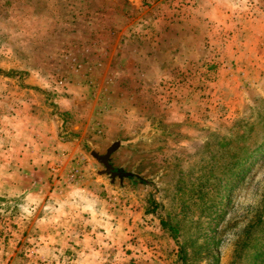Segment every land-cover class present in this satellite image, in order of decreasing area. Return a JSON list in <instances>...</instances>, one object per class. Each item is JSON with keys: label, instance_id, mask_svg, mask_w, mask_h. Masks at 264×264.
Masks as SVG:
<instances>
[{"label": "rangeland", "instance_id": "rangeland-1", "mask_svg": "<svg viewBox=\"0 0 264 264\" xmlns=\"http://www.w3.org/2000/svg\"><path fill=\"white\" fill-rule=\"evenodd\" d=\"M263 144L264 0H0V264H264Z\"/></svg>", "mask_w": 264, "mask_h": 264}, {"label": "crops", "instance_id": "crops-1", "mask_svg": "<svg viewBox=\"0 0 264 264\" xmlns=\"http://www.w3.org/2000/svg\"><path fill=\"white\" fill-rule=\"evenodd\" d=\"M60 102H64V100L61 99V101H57L56 103H60ZM72 143H67L65 142L63 139H58L56 132H54V130L52 129V154H55L54 157L52 158V166L54 165H58V164H64L65 161H67L69 159V157L74 154H80L81 151L75 153V152H71V153H64V151L70 149L67 147H71ZM56 151L58 153V155L56 154ZM41 169V168H39ZM40 180H39V179ZM33 182V189L30 188L31 184L30 182ZM18 182L21 186L17 187L18 191H22V194H26L25 199L29 200L30 198L32 199V197H36V199L41 200V198L44 197V199L46 198L45 195V188H46V184H48L47 182V178L45 177V175L43 176V173H41L39 170H37L34 167L31 168H26L24 171H22V173L20 174V177H18ZM28 183V188H26V183ZM55 184L52 183V206H60L59 209V213H61L63 216L65 217H69L71 216V212H75L73 214H81L82 210H80L79 208H81V203H80V199H79V195L77 194L76 196H74L75 194H67L66 191L64 189H56L54 188ZM63 206H73L74 208H76V210H70L67 209ZM70 214V215H69ZM64 227L63 224H60V226H53L52 228V232H63L62 228ZM66 228V226H65ZM66 231V229H65Z\"/></svg>", "mask_w": 264, "mask_h": 264}, {"label": "water", "instance_id": "water-1", "mask_svg": "<svg viewBox=\"0 0 264 264\" xmlns=\"http://www.w3.org/2000/svg\"><path fill=\"white\" fill-rule=\"evenodd\" d=\"M115 150L114 146H111L110 148L107 149L106 153L104 155H99L97 153H91V155L100 163L104 166L105 171L104 173L107 175L112 174V166L109 163L110 155L111 153Z\"/></svg>", "mask_w": 264, "mask_h": 264}, {"label": "trees", "instance_id": "trees-1", "mask_svg": "<svg viewBox=\"0 0 264 264\" xmlns=\"http://www.w3.org/2000/svg\"><path fill=\"white\" fill-rule=\"evenodd\" d=\"M263 145H264V144H263ZM263 145H262V146H263ZM262 146H260V147H262ZM113 174H114V175H123V176H125V174H122V173H120V172H115L114 170H112V175H113ZM161 224H162V227H163V228L167 229V230L170 232L171 235H173L174 237L177 236V234H178V230H177V228L171 226L170 224H168V223L165 222V221H161Z\"/></svg>", "mask_w": 264, "mask_h": 264}, {"label": "built area", "instance_id": "built-area-1", "mask_svg": "<svg viewBox=\"0 0 264 264\" xmlns=\"http://www.w3.org/2000/svg\"><path fill=\"white\" fill-rule=\"evenodd\" d=\"M52 172L55 173L57 172V170L55 168H52Z\"/></svg>", "mask_w": 264, "mask_h": 264}]
</instances>
